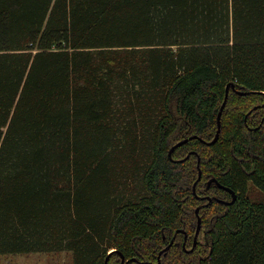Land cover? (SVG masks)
Instances as JSON below:
<instances>
[{
  "label": "trees",
  "instance_id": "1",
  "mask_svg": "<svg viewBox=\"0 0 264 264\" xmlns=\"http://www.w3.org/2000/svg\"><path fill=\"white\" fill-rule=\"evenodd\" d=\"M259 92L264 0H0V255L264 264Z\"/></svg>",
  "mask_w": 264,
  "mask_h": 264
},
{
  "label": "rangeland",
  "instance_id": "2",
  "mask_svg": "<svg viewBox=\"0 0 264 264\" xmlns=\"http://www.w3.org/2000/svg\"><path fill=\"white\" fill-rule=\"evenodd\" d=\"M249 197L252 200L264 198L255 186L250 185ZM0 264H74L71 252L31 253L20 255H0Z\"/></svg>",
  "mask_w": 264,
  "mask_h": 264
},
{
  "label": "water",
  "instance_id": "3",
  "mask_svg": "<svg viewBox=\"0 0 264 264\" xmlns=\"http://www.w3.org/2000/svg\"><path fill=\"white\" fill-rule=\"evenodd\" d=\"M230 88L235 89V86H234L233 84L230 83V84H228L227 87H226L225 99H224V102H223V104H222V106H221V109H220V111H219V113H218V117H217V132H216V134H215L214 139H213L211 142L207 143L208 145H213V144H215L216 142H218V140H219L220 133H221V118H222L223 110H224V108H225V106H226V103H227V100H228V97H229V91H230ZM254 93H256V92H254ZM238 94H240V95H246V94H249V93H246V92H238ZM192 138L197 139L198 137H197V136H194V137H192ZM201 141H202V140H201ZM186 143H188V139H185V140H183V141H181V142L175 144V145L170 149V151H169V153H168L169 158L172 159V155H173V153L175 152V150H176L177 148H179V147L185 145ZM204 143H205V142H204ZM188 157H189V156H188ZM188 157H187V158H188ZM183 161H184V160H182V161H180V162H183ZM198 161H199V163H200V159H199V158H198ZM201 177H202V171L199 169V175H198L197 182L201 180ZM197 182H196V183L194 184V186H193V192H194V194H196V186H197ZM230 192L233 193V195H234V192H233V191L230 190ZM234 200H235V195H234V199H233L232 203L234 202ZM211 202H212V200L210 199V203H211ZM196 214H197V216H198V227H197V231H196V237L194 238V247H193V249L191 250V252L194 250V248H195L196 245H197V236H198V234H199V232H200V230H201V218L199 217V209L196 210ZM172 244H173V241L171 242V245H172ZM169 249H170V246H167L162 252L167 251V250H169ZM114 251L117 252L116 250H113V251H111V252L109 253V255H111ZM162 252H161V253H162ZM117 253L120 254L121 259H122V263L124 264V263H125V257L122 255L121 252H117ZM109 255H108V257H107L106 260H105V264H108V261H109ZM160 256H161V254L159 255V260H160ZM131 261H132V262H137V259L133 258V259H131Z\"/></svg>",
  "mask_w": 264,
  "mask_h": 264
},
{
  "label": "flooded vegetation",
  "instance_id": "4",
  "mask_svg": "<svg viewBox=\"0 0 264 264\" xmlns=\"http://www.w3.org/2000/svg\"><path fill=\"white\" fill-rule=\"evenodd\" d=\"M259 93H261L262 94V96H263V102H262V104H259V105H256V106H253L251 109H264V92H259ZM248 116H249V113L246 115V117H245V121L247 120V118H248ZM264 122V117L261 119V121H260V124H262ZM206 144H207V142H205ZM208 145V144H207ZM227 190V189H226ZM228 191V193L231 195V197H232V201H233V199H234V195H235V200L237 199V197H238V195H239V193L238 194H236V193H234V195H233V193H231L230 192V190H227ZM226 191V192H227ZM207 198V200H208V202L210 201L209 200V197H206ZM202 200L204 199V197H202L201 198ZM234 200V201H235ZM232 201L231 200H226V201H223V202H221L220 201V203H223V204H227V205H230V204H232ZM210 203V202H209ZM197 209H199V212H200V208H197ZM196 209V210H197ZM196 210H195V214H196ZM200 215V214H199ZM196 216H197V214H196ZM200 217V216H199ZM197 224H198V216H197ZM197 231V230H196ZM179 232H181V231H179ZM185 233V232H184ZM199 234H200V232H199ZM199 234H198V236H197V243H198V237H199ZM196 237V232H195V236H194V238ZM174 240H175V237L170 241V243H169V245L168 246H170V248H171V246L174 244ZM186 240H187V235L185 234V242H186ZM173 241V244L171 245V242ZM185 242L182 244V248L184 249V250H187L186 249V245H185ZM197 246V245H196ZM193 247H194V239H193ZM193 247L190 249V251L189 252H191V250L193 249ZM162 252V251H161ZM160 252V254L162 255V253ZM164 252H166V251H164ZM159 254V255H160ZM121 257V256H120ZM160 258H161V256H160ZM131 259H133V258H131ZM131 259H126L125 258V263L124 264H131V263H137V264H148V263H142V262H132L131 261ZM121 263H122V259H121ZM123 264V263H122ZM155 264H161V261L159 260V256H158V262L157 263H155Z\"/></svg>",
  "mask_w": 264,
  "mask_h": 264
}]
</instances>
